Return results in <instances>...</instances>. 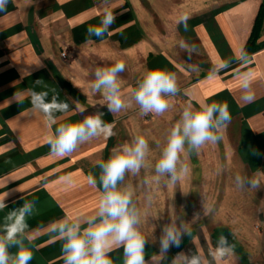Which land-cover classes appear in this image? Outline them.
Masks as SVG:
<instances>
[{
    "label": "crops",
    "instance_id": "obj_1",
    "mask_svg": "<svg viewBox=\"0 0 264 264\" xmlns=\"http://www.w3.org/2000/svg\"><path fill=\"white\" fill-rule=\"evenodd\" d=\"M262 3L264 0H8L0 11V197L6 204L0 209V225L11 211L34 202L26 230L31 243L25 240L33 254L30 264H64V241L49 226L64 218L75 220L95 213L100 195L98 162L107 161L114 148L130 144L136 136L147 140L160 128L171 129L187 104L198 107L201 101L228 107L231 119L215 142L222 146L221 156L205 145L200 155L189 151L186 144L181 162L188 172L175 185L167 177L157 180L155 169L147 172L149 178L143 186L132 184L126 175L118 185L130 187L133 194L142 187L146 194L141 202L139 196L133 199L140 212L138 227L146 238L145 260L152 264L151 257L160 251L162 227L177 219L178 223L184 221L190 234L179 247L170 248L161 264H172L180 252H198L211 261L209 249L220 235L234 245L226 264H264V46L246 55V61L237 59ZM105 8L113 11L115 23L103 37H88L87 28L99 24ZM183 14L189 16L188 31L178 24ZM181 41L196 46L190 59L179 46ZM261 41L264 17L257 38ZM118 61L125 64L118 79L131 106L111 113L92 84L96 68ZM224 62H230L229 67L209 79L210 71ZM152 70L174 73L179 92L169 99L170 106L162 115L149 113L150 119H145L133 90ZM240 74H249L251 99L239 87ZM37 80L42 84L37 85ZM29 89L46 91L49 99L58 95L68 103L66 114L56 113L58 123L101 115L113 126V135L94 138L62 158L52 155L47 139L56 125L49 128L41 114L30 113L29 99L22 103L12 99L16 92L27 95ZM217 157L230 161L234 166L230 173L255 178L259 187L241 189L227 184L229 170L212 167L218 165ZM89 175L96 177V188L88 184ZM152 191L158 196L149 195ZM170 191L176 197L166 201L163 193ZM233 191L237 195L230 194ZM218 192L228 194L214 203ZM241 192L244 203L238 197ZM245 204L252 208L250 218ZM110 257L113 264H123V249L115 248Z\"/></svg>",
    "mask_w": 264,
    "mask_h": 264
},
{
    "label": "clouds",
    "instance_id": "obj_2",
    "mask_svg": "<svg viewBox=\"0 0 264 264\" xmlns=\"http://www.w3.org/2000/svg\"><path fill=\"white\" fill-rule=\"evenodd\" d=\"M7 2L8 0H0V11L5 10ZM188 20L189 16L183 14L178 21L185 31H188ZM115 21L113 11L105 8L99 24L87 28V36L103 37ZM179 46L188 53L189 59L197 51L195 45L183 41ZM237 59L246 61L247 56L241 52ZM229 64L230 62H224L211 70L209 79L220 70L228 68ZM192 67L196 69V66ZM124 70L125 64L118 61L109 67H98L94 72L92 90L103 96L111 113L131 106L121 91L118 79ZM238 79L245 98L251 99L248 95L249 74H240ZM35 83L39 85L42 81L37 80ZM178 92L174 73L152 70L138 81V86L133 90V97L144 115L149 113L162 115L170 106L169 99ZM48 97L49 93L46 91L37 92L29 89L27 95L24 92H16L12 99L17 103L29 99L30 113L41 114L49 128L56 125L47 139L52 155L62 158L94 138L101 136L108 138L113 135V126L105 123L101 115H89L80 121L58 123L56 113L66 114L69 105L61 101L58 95H52L51 99ZM230 119L226 104L204 101L199 102L198 107L191 103L187 104L180 119L171 128L161 158L155 165L156 179L167 177L169 183L173 185L180 181L188 172L187 165L181 162V153L185 151V145L187 144L189 151L198 153L206 143L219 141L221 137L218 133ZM147 153L148 142L142 136L134 137L130 144L114 148L107 161L98 162L101 169L100 195L95 213L75 220L64 218L50 224L49 231L57 233V238L64 241L62 245L64 264H113L110 253L115 248L123 249V264H148L145 260L146 238L138 227L140 212L133 200V191L130 187H118L123 183L126 173L133 175L139 173L144 166ZM87 182L92 187H97L95 176L89 175ZM235 183L241 189L246 188V185L253 189L259 187V181L247 175L237 174ZM5 207L4 199L0 197V209ZM34 207L32 201L24 203L19 209L11 211L5 217V223L0 225V264H30L33 254L25 245V240L31 243L26 230L29 227L27 218L32 215ZM189 234L183 220H179L178 223L175 219L165 224L159 237L160 251L151 257L152 264H161V261L167 258L170 248L179 247L183 237ZM12 248L16 249L14 253L10 252ZM233 251L234 245L229 243L228 237L220 235L215 246L209 249L208 256L211 257V261L198 252L191 254L180 252L172 258V264H226Z\"/></svg>",
    "mask_w": 264,
    "mask_h": 264
},
{
    "label": "rangeland",
    "instance_id": "obj_3",
    "mask_svg": "<svg viewBox=\"0 0 264 264\" xmlns=\"http://www.w3.org/2000/svg\"><path fill=\"white\" fill-rule=\"evenodd\" d=\"M145 119H150V116L148 115H145L144 116ZM170 131L171 129L168 127L167 129L163 130V128H160L157 133L150 139H147L148 141V153H147V156L145 158V162H144V166L141 167L139 173L133 175L131 173H126V179L129 180V181H133L132 184H134L135 182L136 183H139L141 186H143V181L144 179H148L149 177L146 175L148 171L150 170H153L155 169V165L156 163L158 162V160L161 158V154H162V151H163V148L166 146L167 144V140H168V136L170 134ZM206 148L210 149L208 150L209 152H212V154H215V156L219 155L221 156L223 150H222V146L219 145V144H215V143H206L205 146ZM201 153H203V151H200L199 150V154L201 155ZM218 158V157H217ZM210 162V161H209ZM230 161H227L226 159H221L220 157L218 158V160H216V163L218 164L216 166L215 164V167L214 165L212 166L213 168L215 169H218L219 167V171L221 172H224L225 170L228 171L229 170V173H230V168H233L234 166L229 164ZM213 163H215L213 161ZM226 165H228V169H226ZM233 177L235 178L236 176L233 175L232 173H230V176H226L225 179H228L227 181V184L229 183H233V184H236L235 183V180L233 179ZM156 178V177H155ZM221 180V178H220ZM159 182V181H158ZM161 183V182H159ZM222 183H224V181L222 180ZM162 184V183H161ZM138 187V186H137ZM144 189L141 187V191H138L137 193H134L133 194V199L134 198H137L139 196V202L143 201V197L145 194V192L143 191ZM160 196L162 193H159ZM183 194H186V193H183ZM227 196V192H218V193H215V200H214V203L220 201L222 199V196L225 195ZM230 194H236L237 195V192L233 191V192H230ZM149 195H155V196H158V193L157 192H150ZM164 197H166V201L170 198V200H174L175 197L174 195H176V193H173L172 191L170 192H164L163 193ZM252 195V198L255 197L254 194H251ZM239 199L241 198L243 200V203L245 202L244 200V193L241 192L239 193ZM157 200V199H156ZM158 203V202H157ZM242 203V202H241ZM242 203V205H243ZM247 203V202H246ZM249 204V203H248ZM242 209L243 208H240L241 212H242ZM245 212H246V215L250 218L251 214L253 213L252 212V208L250 207V205H246L245 204ZM249 212V213H248ZM245 217V216H244ZM246 218V217H245Z\"/></svg>",
    "mask_w": 264,
    "mask_h": 264
},
{
    "label": "trees",
    "instance_id": "obj_4",
    "mask_svg": "<svg viewBox=\"0 0 264 264\" xmlns=\"http://www.w3.org/2000/svg\"><path fill=\"white\" fill-rule=\"evenodd\" d=\"M262 17H264V3H262L260 11L257 15V18L255 20V23L253 25L251 34L245 44V47L243 49V53L246 55L251 54L252 52L256 51L260 47L264 46V41L257 42V38L260 33V28H261V21Z\"/></svg>",
    "mask_w": 264,
    "mask_h": 264
},
{
    "label": "built area",
    "instance_id": "obj_5",
    "mask_svg": "<svg viewBox=\"0 0 264 264\" xmlns=\"http://www.w3.org/2000/svg\"><path fill=\"white\" fill-rule=\"evenodd\" d=\"M62 55H64V53H62Z\"/></svg>",
    "mask_w": 264,
    "mask_h": 264
}]
</instances>
